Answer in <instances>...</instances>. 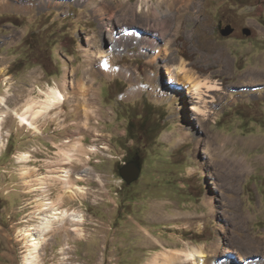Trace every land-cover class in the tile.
Listing matches in <instances>:
<instances>
[{"label":"rangeland","instance_id":"1","mask_svg":"<svg viewBox=\"0 0 264 264\" xmlns=\"http://www.w3.org/2000/svg\"><path fill=\"white\" fill-rule=\"evenodd\" d=\"M0 1V264L26 263L22 231L40 224L45 201L84 222L56 224L40 264H192L195 250L205 264H264V0L187 11ZM220 23L234 34L222 37ZM99 49L113 52L107 73ZM182 62L206 105L168 80ZM52 89L64 102L42 112ZM190 100L207 113L191 114ZM21 106L38 131L15 117ZM133 149L144 170L128 186L120 169Z\"/></svg>","mask_w":264,"mask_h":264},{"label":"bare ground","instance_id":"2","mask_svg":"<svg viewBox=\"0 0 264 264\" xmlns=\"http://www.w3.org/2000/svg\"><path fill=\"white\" fill-rule=\"evenodd\" d=\"M88 1L92 2V4H98V5L100 3L99 0H88ZM159 1L162 4L167 5L169 8L177 7L181 11H184V10L187 11V10H191L193 5L196 4V2H199L200 0H159ZM5 5H8V4H6V2H5ZM2 7H3V5L1 4V1H0V8H2ZM140 11L141 10H139V12ZM130 12L132 13V11H130ZM137 14H140V13H137ZM124 18L126 19V17H124ZM118 22H121V21H118ZM140 24H142V22ZM126 25H128V24H126ZM137 25H138V23H137ZM151 28H153V26L149 27V29H151ZM108 31H110V30H108ZM110 34H112V36H113L112 31H110ZM156 50H157L156 52L158 53V55H160L162 52L164 53L166 51L165 46L163 47V49H156ZM97 54H98V57L100 59H102L101 69L104 71V73H107L111 69V64H114V62H115V59L113 58V52L99 49ZM167 76H168V80L170 81V83H172V85L179 84L182 86L183 85L187 86L188 89L190 90V92L193 93L195 97H200L197 99H200V102L202 101L203 104L205 103V105H206L207 102L203 96V95H205L204 94L205 91L203 90L204 89L203 86H205V84L202 83V81H200L199 79H197L193 75H191V73L189 72V69L187 68V64L185 62H182V64H180V66L175 68V69H168L167 70ZM210 87H213V86H210ZM62 94L63 93H61V91H59L58 89H52L51 95L49 96L50 97L49 101H48L47 105L45 104L43 106V110H41V111L47 113L51 110L52 106L60 103V101L62 103V101L64 100V96ZM65 98H66V96H65ZM0 101L3 103V106H5V97L0 96ZM191 101H192V103H191ZM202 102H201V104H202ZM198 105H199L198 100L196 102H193V100H190L189 109L192 112L191 114L195 115L197 113H200V114L202 113L205 115L207 112H204V110H202L201 107ZM30 110H31L30 107H27V106L22 107L21 106V108L14 111L15 117H18V119H20L21 122L25 126H29L31 129L38 131L37 126L35 125V122L33 121L34 119L31 118L32 114L29 115ZM5 117H7L6 113L5 112L1 113V115H0V152L2 151V148H4V145H5L4 142L2 141L3 122H4ZM24 159L27 160L28 155H24ZM66 173H67L66 178H69L70 175H68V174H70V173L69 172H66ZM79 191H81L80 188H74L73 190H70L69 192L71 193V198L74 199L73 194L76 192H79ZM42 206H43V208H42V210H43L42 214L43 215H41V217H38L41 219L40 224L37 227H27L26 229H24L22 231L24 239H25L26 247H27V252H28L27 257L25 258V262H26L25 264H40L43 261L40 252L43 249V246L46 242V236L53 231L56 224L64 223V222L72 223V224H83V222H84V218L80 214L74 213V212L69 213L67 210L64 211L59 207V205L54 204L53 202L45 201L42 204ZM205 259H206V254L204 252L195 250V251H192V252L187 254V260L184 262L190 261V262H192V264H205L206 263Z\"/></svg>","mask_w":264,"mask_h":264},{"label":"water","instance_id":"3","mask_svg":"<svg viewBox=\"0 0 264 264\" xmlns=\"http://www.w3.org/2000/svg\"><path fill=\"white\" fill-rule=\"evenodd\" d=\"M219 31L222 37L229 38L234 34L235 29L230 25L224 28L219 26ZM243 34L246 37H251L252 32L250 29H244ZM141 174L142 166L138 160L131 161L120 169V176L128 186L140 180Z\"/></svg>","mask_w":264,"mask_h":264},{"label":"trees","instance_id":"4","mask_svg":"<svg viewBox=\"0 0 264 264\" xmlns=\"http://www.w3.org/2000/svg\"><path fill=\"white\" fill-rule=\"evenodd\" d=\"M181 101L184 103V99L182 98L181 99ZM123 106V105H122ZM122 111V113L123 114H126V116H127V110L124 108V106H123V108L121 109ZM129 117V116H128ZM133 117H129V119H132ZM134 119V118H133ZM148 118L146 117L145 118V120L144 119H138V124H140V125H142L143 127H144V124H148ZM134 120H132V121H129L128 120V125H127V131H128V136H130L131 138L132 137H134V134H133V131H132V129H131V126L134 124V123H132ZM132 124V125H131ZM137 124V125H138ZM154 125V124H153ZM156 125V124H155ZM139 126V125H138ZM152 128V127H151ZM150 129V128H149ZM149 129L147 130V133H149ZM132 131V132H131ZM147 137L149 138V134H147ZM132 153V151L131 150H129V153L127 154V156H128V159L127 160H130V154ZM139 156V155H138Z\"/></svg>","mask_w":264,"mask_h":264},{"label":"flooded vegetation","instance_id":"5","mask_svg":"<svg viewBox=\"0 0 264 264\" xmlns=\"http://www.w3.org/2000/svg\"><path fill=\"white\" fill-rule=\"evenodd\" d=\"M227 25H229L228 23H226V26ZM219 26H221L222 28H223V24L222 23H220V25ZM218 29H219V27H218ZM129 106V105H128ZM125 108V107H124ZM126 110H130L131 109V112L133 111L132 110V108H130V106L128 107V108H125ZM144 110H145V108H144ZM133 113V112H132ZM140 153V150L139 151H135L134 149H133V151H132V153L130 154V160H127L125 163L126 164H128L129 162H131V161H135V160H138L140 163H141V166H142V174H143V170H144V165H143V163H142V161H141V158H140V156H141V154H139ZM139 155V156H138ZM142 174H141V176H142Z\"/></svg>","mask_w":264,"mask_h":264},{"label":"clouds","instance_id":"6","mask_svg":"<svg viewBox=\"0 0 264 264\" xmlns=\"http://www.w3.org/2000/svg\"><path fill=\"white\" fill-rule=\"evenodd\" d=\"M124 165H126V163Z\"/></svg>","mask_w":264,"mask_h":264},{"label":"built area","instance_id":"7","mask_svg":"<svg viewBox=\"0 0 264 264\" xmlns=\"http://www.w3.org/2000/svg\"><path fill=\"white\" fill-rule=\"evenodd\" d=\"M123 164H125V163H123Z\"/></svg>","mask_w":264,"mask_h":264}]
</instances>
